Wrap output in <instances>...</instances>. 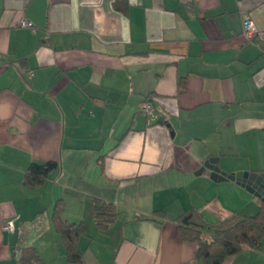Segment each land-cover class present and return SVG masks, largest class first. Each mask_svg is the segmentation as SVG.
Segmentation results:
<instances>
[{"label":"crops","instance_id":"crops-1","mask_svg":"<svg viewBox=\"0 0 264 264\" xmlns=\"http://www.w3.org/2000/svg\"><path fill=\"white\" fill-rule=\"evenodd\" d=\"M120 3L0 0V264L13 261L19 223L57 199L84 226L76 264H203L177 216L215 223L264 202L195 174L209 157L226 173H264V0ZM150 98L166 122L140 110ZM49 160L29 187L28 166ZM95 197L116 206L105 229ZM32 243L45 264H71L49 222ZM221 264H264V239Z\"/></svg>","mask_w":264,"mask_h":264},{"label":"trees","instance_id":"trees-1","mask_svg":"<svg viewBox=\"0 0 264 264\" xmlns=\"http://www.w3.org/2000/svg\"><path fill=\"white\" fill-rule=\"evenodd\" d=\"M120 4V0H114L116 9H122ZM157 113L156 122H166V115L159 111ZM56 166L57 162L50 160L32 162L25 172L26 184L29 187L41 185ZM64 209L63 199H57L49 216L45 209H41L19 223L17 237L12 244L13 261L10 264H45L32 240L45 229L48 222L63 242L69 263L81 262L77 240L84 232V226L81 222L65 220ZM155 212L163 214L161 210ZM90 214L95 225L105 229L116 220V206L111 201L95 197L90 203ZM175 221L178 238L196 245V259L203 264H221L244 248L259 247L264 239V202L253 215L234 213L218 222L208 223L198 210L189 209L178 215Z\"/></svg>","mask_w":264,"mask_h":264},{"label":"water","instance_id":"water-1","mask_svg":"<svg viewBox=\"0 0 264 264\" xmlns=\"http://www.w3.org/2000/svg\"><path fill=\"white\" fill-rule=\"evenodd\" d=\"M202 173H207L214 181H234L256 198L264 201V173L247 171L226 173L217 166V157L207 158L203 165L195 172L197 175Z\"/></svg>","mask_w":264,"mask_h":264},{"label":"built area","instance_id":"built-area-1","mask_svg":"<svg viewBox=\"0 0 264 264\" xmlns=\"http://www.w3.org/2000/svg\"><path fill=\"white\" fill-rule=\"evenodd\" d=\"M19 23L23 26H30V23L26 19H21ZM242 24L244 37L249 41L254 39L258 34V30L253 20L250 17L245 16L243 18ZM140 110L145 115H147L151 121L156 119V115L153 110V105L149 100L141 104ZM3 229H11V226L5 223L3 225Z\"/></svg>","mask_w":264,"mask_h":264}]
</instances>
